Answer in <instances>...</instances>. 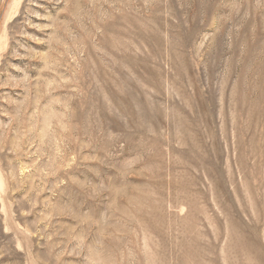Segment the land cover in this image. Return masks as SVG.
<instances>
[{"label":"rangeland","instance_id":"1","mask_svg":"<svg viewBox=\"0 0 264 264\" xmlns=\"http://www.w3.org/2000/svg\"><path fill=\"white\" fill-rule=\"evenodd\" d=\"M0 264H264V0H0Z\"/></svg>","mask_w":264,"mask_h":264}]
</instances>
